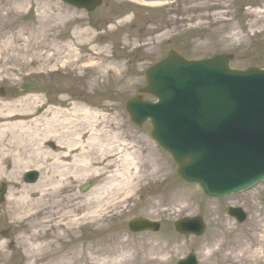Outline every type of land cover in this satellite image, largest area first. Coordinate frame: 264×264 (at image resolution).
Masks as SVG:
<instances>
[{
  "label": "rangeland",
  "instance_id": "rangeland-1",
  "mask_svg": "<svg viewBox=\"0 0 264 264\" xmlns=\"http://www.w3.org/2000/svg\"><path fill=\"white\" fill-rule=\"evenodd\" d=\"M105 10L103 6L99 13L92 14L91 19L88 16L92 15L76 12L60 1L0 0V79L8 81L7 85L11 82L14 84L21 82V77L25 78L23 75L26 73L34 74L41 68L48 71L62 67L71 76L60 74L50 80V77L45 79L47 84L54 86V92L61 93L56 97L53 95L49 103L58 105L61 100H78L99 107L115 105L114 109L119 111L123 121L124 142L134 146L137 152L138 167L134 173L139 175L135 180V191L120 195L122 204L104 222L103 231L90 227L75 236L86 252L81 264H103L93 260L88 251L99 243L101 247L109 246L115 243V238L117 242L119 235L121 243H128L143 253L149 252L150 245L156 239L161 244L163 242L168 264H177L192 252L197 254L200 264H235L226 261L225 255L246 249L264 256V184L245 194L214 201L203 198L196 187H190L178 179L176 164L151 138L150 123H146L142 129L137 128L125 109V101L136 96L139 88L145 86V71L161 58V48L155 45L156 49L135 51L143 40H131L133 50L129 49L131 44L127 41L128 37L124 34L117 36L115 30L107 29L115 20L108 22L99 19ZM179 13V18L171 19L179 28L181 41L175 42L171 48L192 60L233 53L236 55L232 64L234 68L245 69L251 65L264 68V0H195ZM88 19L91 21L88 22ZM79 41H83L85 48L88 43L91 44L82 49L77 44ZM65 43L73 46L74 55L79 53L84 57L77 66L72 62L69 68L64 66L65 61L70 62L67 55L73 54L69 53L70 49L65 47ZM104 59L106 62L102 70L105 79L102 80L105 83L93 85L95 77L89 67L91 60L97 64V61ZM41 63L47 65L38 67ZM70 78L73 80H68ZM64 92L68 94L63 95ZM145 98L152 101L149 97ZM105 113L110 115L112 111L105 109ZM35 127L42 131V123ZM33 133L27 137L28 144L25 143L24 147L13 141V149L20 150L22 156H29L38 142L47 141L42 135ZM52 142L58 151L57 142ZM5 146L8 147L7 144ZM31 157L36 158L34 155ZM36 164H40V161L22 164L14 175L20 173L22 167H35ZM50 167H45V180L57 181L59 177L53 171L50 170L48 175ZM100 181L90 178L83 183H73L72 192L85 197L100 185ZM89 183L94 187L83 193V186ZM10 190L8 187L6 198ZM39 196L40 193H30L32 200H37ZM237 205H242L249 215L241 225L227 213L229 207ZM5 207L6 201L0 204V211ZM196 215L203 216L207 223L203 237H183L176 233L174 224L178 219ZM136 218L159 221L161 231L144 234L130 232L129 223ZM0 230L8 232V238H4V252L5 256L11 258V261L3 259L0 264H28L22 252L16 249L19 232L6 223H0ZM133 264H137L136 257ZM257 264H264V261Z\"/></svg>",
  "mask_w": 264,
  "mask_h": 264
},
{
  "label": "bare ground",
  "instance_id": "bare-ground-1",
  "mask_svg": "<svg viewBox=\"0 0 264 264\" xmlns=\"http://www.w3.org/2000/svg\"><path fill=\"white\" fill-rule=\"evenodd\" d=\"M261 20L262 18L259 19ZM82 42L77 43L82 49L91 44L88 43L85 48ZM64 45L70 49L69 53H73L67 55L70 62L63 63L66 68L71 66V62L77 66L83 61L81 54L74 55V48L72 50L70 43ZM104 61L106 62L105 59L97 61L96 64V61L91 60L89 67L95 77L93 85L105 83L102 80L105 79L102 70ZM115 107L61 100L57 108H50L40 119L42 131L37 129L33 133L30 123L3 126L10 128L7 132L19 143H27V137L33 133L56 141L59 147L56 154L35 147L26 158L17 149L10 151L9 161L13 175L21 164L34 159L32 155L37 159L47 155L58 166L55 172L59 177L57 181L42 179L35 184L13 181L6 207L0 212V222L19 232L16 249L22 252L28 264H81L86 252L75 236L89 227L103 231L104 222L122 204L120 195L135 191V180L139 175L134 173L138 167L137 152L134 151V146L124 142L123 121ZM105 109H110L112 114L107 115ZM3 154L0 150V159H4ZM21 175L22 173H18L16 176ZM90 178L101 180L90 195L81 197L73 194L72 186L75 183H83ZM31 192L40 193L39 198L32 200ZM5 247L6 241L0 240V261H11L9 256H5ZM165 247L163 242L161 244L156 239L150 245L149 252L143 253L128 243H121L119 235L117 242L115 238V243L106 247H101L99 243L88 252L93 260L103 264H133L135 257L137 264H168ZM263 259V254L249 249L225 255L226 261L235 264H257Z\"/></svg>",
  "mask_w": 264,
  "mask_h": 264
},
{
  "label": "water",
  "instance_id": "water-1",
  "mask_svg": "<svg viewBox=\"0 0 264 264\" xmlns=\"http://www.w3.org/2000/svg\"><path fill=\"white\" fill-rule=\"evenodd\" d=\"M232 60L233 56L223 55L190 62L170 53L147 72L148 86L140 90L159 102L138 96L126 104L140 128L151 120V136L173 157L179 178L198 185L211 198L264 180V71L231 70ZM239 212L233 210L231 215L243 222L246 216ZM176 227L181 234L197 236L206 229L201 218L184 220ZM130 229L157 232L160 226L138 219ZM180 264H196V259L191 255Z\"/></svg>",
  "mask_w": 264,
  "mask_h": 264
},
{
  "label": "flooded vegetation",
  "instance_id": "flooded-vegetation-1",
  "mask_svg": "<svg viewBox=\"0 0 264 264\" xmlns=\"http://www.w3.org/2000/svg\"><path fill=\"white\" fill-rule=\"evenodd\" d=\"M193 1L195 0H103L106 10L102 16L99 15V19L109 22L111 19L117 21L130 18L129 16L132 15L133 24L131 28H127V31L134 32L139 40L170 38L173 35L172 33L178 29L176 28L177 25L172 22L171 11L188 7L192 5ZM132 3H136V5L134 6ZM147 5H160L166 8L162 11H150L142 8ZM88 18H91V16H88ZM172 46V41L162 44L160 49L162 55ZM60 94L54 92V86L47 84L45 79L41 78L23 82L21 86L14 89L9 87L2 90V85H0V146L10 145V142H12V135L7 132L10 131V128H3V126L17 122H35L45 111L43 107L44 100L51 101L53 95L56 97ZM36 98L41 102L38 106L34 105ZM23 101L29 102V105H22ZM34 116L35 118H33ZM7 119L11 120L7 121ZM5 149L8 148L0 147L2 153ZM7 169H11V165ZM7 169L6 166H3L2 159H0V170L5 171Z\"/></svg>",
  "mask_w": 264,
  "mask_h": 264
}]
</instances>
